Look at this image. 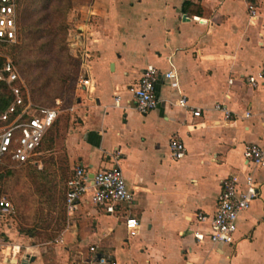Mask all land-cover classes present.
Wrapping results in <instances>:
<instances>
[{"label": "crops", "instance_id": "1", "mask_svg": "<svg viewBox=\"0 0 264 264\" xmlns=\"http://www.w3.org/2000/svg\"><path fill=\"white\" fill-rule=\"evenodd\" d=\"M250 1L263 0H90L81 10L76 26L89 84L81 85L80 121L64 141L68 179L78 166L92 177L118 161L135 199L108 214L86 197L68 217L64 242L71 250L95 246L118 264H264V168L253 171L260 195L239 216L234 245L194 236L208 229L195 215H214L222 180L236 175L243 183L252 171L245 146L264 151V87L247 83L264 65V12L251 20ZM148 66L161 74L160 104L141 114L133 87ZM183 97L187 107L179 104ZM217 103L230 119L214 109ZM173 134L187 151L179 161L169 156ZM128 218L138 220L135 235ZM89 251L87 264L95 259ZM39 259L31 256L30 264ZM0 264L26 261L4 257Z\"/></svg>", "mask_w": 264, "mask_h": 264}, {"label": "rangeland", "instance_id": "2", "mask_svg": "<svg viewBox=\"0 0 264 264\" xmlns=\"http://www.w3.org/2000/svg\"><path fill=\"white\" fill-rule=\"evenodd\" d=\"M89 3L90 0H53L50 11L41 9L35 15L34 20L43 19L58 27L53 43L50 37L41 36L15 49L0 45V58L14 64L25 99L39 106L56 107L59 112L35 163H0V195L10 199L16 209L15 217L2 225L0 234L7 246H20L17 255L12 251L9 256L0 253L2 260L16 257L19 262L25 259L26 264H30L31 256L40 258V264H87L89 260L88 247L71 250L64 242L71 222L64 205L69 178L64 141L70 127L80 121L75 107L85 95L81 86L84 52L76 25L81 10ZM67 5L70 8L63 12Z\"/></svg>", "mask_w": 264, "mask_h": 264}, {"label": "built area", "instance_id": "3", "mask_svg": "<svg viewBox=\"0 0 264 264\" xmlns=\"http://www.w3.org/2000/svg\"><path fill=\"white\" fill-rule=\"evenodd\" d=\"M18 4V0H0V44L17 42ZM247 11L251 20H257L264 12V0L261 3L248 2ZM83 60H86V55ZM160 76V71L156 67L148 66L134 85L133 96L139 113L147 114L159 106L157 84ZM165 77L173 79L174 74L168 72L165 73ZM0 81L8 86L14 96L10 107L0 116V162L10 161L18 165L35 163L46 135L58 118V108L39 106L25 99L16 68L9 60L0 66ZM247 83L252 88L264 87V65L257 75L247 77ZM88 84L89 80L83 78L81 85L87 87ZM115 101V106H119L118 96ZM179 104L187 107V99L181 98ZM214 109L222 112L226 119L232 116L231 111L222 104L217 103ZM192 114L194 117H201L202 113L200 109H195ZM250 116V113H246V117ZM186 154L183 140L178 134H173L169 141L171 160L179 161ZM244 160L252 169L245 175L244 182L241 183L236 175L223 179L214 215L196 213L198 223L208 224L206 231L194 234L198 242L208 239L213 245L235 244L239 216L247 211L260 195V186L254 178L253 171L264 168L263 149L256 143L247 144ZM66 187L65 208L68 217H72L79 210L86 197L90 205L108 214L115 213L120 205L131 204L135 199V194L128 188L118 161L112 168L100 170L92 177L86 167L78 166L73 170ZM15 215L14 203L0 195V225H8ZM126 228L130 235H135L138 220L128 218ZM16 248L7 246L0 235V252L3 253L5 250L9 252L12 249V254H15ZM89 250L95 256L90 264H118L111 256L99 255L95 246ZM9 253L6 256H9Z\"/></svg>", "mask_w": 264, "mask_h": 264}, {"label": "trees", "instance_id": "4", "mask_svg": "<svg viewBox=\"0 0 264 264\" xmlns=\"http://www.w3.org/2000/svg\"><path fill=\"white\" fill-rule=\"evenodd\" d=\"M18 3L19 4H18L17 43H14V44L5 43V44H0V45H8V46L10 45L12 49H15V48L20 47V45L24 44V42L26 41H31V43L35 42L41 36L50 37V42L51 43L55 42L57 39L58 27L56 28L52 23L47 24L45 21H43V19L34 20L35 15L40 13L41 9L44 11L51 10L53 6L52 5L53 0H18ZM188 4L190 3L185 2L184 6ZM69 8H70V5H67V7H65V10L63 8V12H66L67 11L66 9H69ZM46 44H49V40H48V43ZM31 52L33 51L31 50ZM18 61L19 60L16 61L17 64L19 63ZM31 62L35 63L37 61L32 60ZM3 64H4V59L0 58V66H2ZM13 100H14V96L12 95L8 86L5 83L0 81V116L10 107ZM55 124L53 125V127L55 126ZM51 130L49 131V133L51 132ZM46 138L44 139L43 144L40 148V153L42 152L41 150L43 149V145H44ZM4 162H10V161H4ZM65 197H66V192H65Z\"/></svg>", "mask_w": 264, "mask_h": 264}, {"label": "water", "instance_id": "5", "mask_svg": "<svg viewBox=\"0 0 264 264\" xmlns=\"http://www.w3.org/2000/svg\"><path fill=\"white\" fill-rule=\"evenodd\" d=\"M92 176H93V175H92ZM34 259H35V258L33 257V258H32V261H34Z\"/></svg>", "mask_w": 264, "mask_h": 264}]
</instances>
